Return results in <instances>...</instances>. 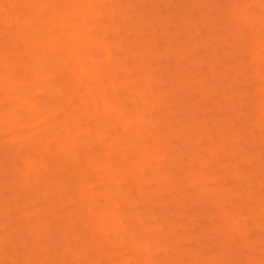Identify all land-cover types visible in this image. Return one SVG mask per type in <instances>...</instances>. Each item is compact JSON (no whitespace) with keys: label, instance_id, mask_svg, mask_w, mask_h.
Listing matches in <instances>:
<instances>
[{"label":"rangeland","instance_id":"374dc122","mask_svg":"<svg viewBox=\"0 0 264 264\" xmlns=\"http://www.w3.org/2000/svg\"><path fill=\"white\" fill-rule=\"evenodd\" d=\"M8 1L0 0L5 3H0V45L4 43L3 49L0 48V184L5 183L0 185V249L5 248L0 250V255L3 251L0 264H15L16 258L19 264H144L153 258L160 260V263L154 260L156 264H227L226 258L235 260L234 264H264V64L260 67L264 63V0H219L220 4L218 0ZM44 4H52L51 9ZM134 4L138 7V10L133 9L135 14ZM217 4L226 10H220ZM207 7L214 8L205 14ZM50 10L56 15L50 14ZM129 11L132 14L127 16L125 13ZM219 11L225 15L216 13ZM146 12L153 16L151 21ZM140 15L147 16L148 22L136 24L137 20V23L142 20L137 17ZM124 16H127L126 21ZM1 18L10 19L1 24ZM29 20L32 26L36 24L37 31L30 27ZM43 23L44 29L40 27ZM79 23L91 27L86 24L87 27H81ZM78 24L81 28H77ZM40 30L42 33L37 35ZM25 38L28 40L24 41ZM211 38H217V42ZM208 39L216 44L207 46ZM100 41L106 45L101 47ZM78 45L84 47V51ZM63 46L70 49L60 51ZM72 48L74 53L78 52L76 56ZM168 48L176 50L173 51L175 57L178 53V58H169ZM38 49H44V54ZM62 51H69L66 54L72 59L65 57ZM47 52L61 53L64 65L69 66L64 67L60 59V63H56L57 56L53 55L52 59ZM187 52L191 57L185 54L187 62L180 61ZM46 55L52 60L45 58ZM38 56L46 60L37 63L36 68L34 63ZM259 59L262 63L258 67ZM5 61L11 65L17 62L15 65L20 67L24 63L28 68L25 71L24 65L11 68L10 64L3 63ZM81 66L83 74L78 71L81 72L78 68ZM39 70L41 73L37 72ZM4 72L7 77L24 76L17 77L21 78L17 86L13 84L18 80L14 76L16 80L9 77L12 83L7 84L9 80L3 79ZM172 72L174 78L170 76ZM77 73L80 75L76 76ZM146 74L152 83L149 84ZM142 77L145 81L139 82ZM30 79L35 82L31 84ZM182 84L189 90L183 92ZM32 85H35L33 90ZM95 87H98V95L92 92ZM47 88L56 94L50 93L53 95L50 98ZM170 88L173 91H169ZM73 91L75 95L71 94ZM23 92H29L26 102L24 96L21 98ZM251 95L259 98L255 97L261 102L258 103L259 109L263 108L261 111L254 110L257 101ZM17 98L31 105L20 104L19 108L15 102L13 108L11 103ZM176 100L180 103V106L176 103L178 108L172 106ZM169 105L175 108H172L175 120L167 123L173 124L172 129L185 124V128L189 125L192 130V122L187 121L194 112L195 129L204 124L203 132L193 129L195 133L190 130L188 134L194 133L197 137L195 148L196 140L190 137L194 140L191 142L193 150H190L189 140L182 136L188 146L181 138L190 127L179 131H184L182 134L171 130L173 134L168 133L170 136L166 137L162 136L166 135L162 128H157L161 134L153 133L167 117L166 112L172 110ZM106 108L112 111L104 112ZM259 114L263 119L260 120ZM146 118L148 120L144 121ZM167 118L169 120V116ZM167 126L166 129L171 127ZM71 141L77 143L76 148ZM80 143L85 145L84 150ZM180 153L184 158L178 155ZM148 156H154L152 163H146L140 174V161L145 158L149 161ZM181 166H186L188 171L184 168L181 173ZM128 167H132L130 172ZM3 168L8 169L7 172ZM137 171L139 174H134ZM159 175L163 180L168 178L163 182L165 185L160 183L163 180H158ZM139 178L144 179V183ZM164 186L170 189L175 186L176 191L163 190ZM214 188L221 189L219 195L212 198L217 192ZM242 188L251 195L247 196ZM202 191H206L203 203L196 201ZM221 197L224 199H220L223 202L218 209L220 203L216 202H220L217 199ZM172 198L173 201H169ZM169 202H173V206ZM175 202L185 207L178 209ZM208 213L214 217L210 219L208 215L210 220L203 221L205 217L201 216ZM220 214H223L222 220L227 216L230 223L228 220L221 223ZM186 215H189L188 220ZM34 233L38 234L36 241ZM18 235L29 237L32 244L28 238L22 237V240ZM18 239L26 242L25 245ZM8 240L13 241L14 246ZM134 243L138 249L132 246ZM66 245L71 247L73 255L76 253L75 257L72 255L74 259L68 252L62 256ZM189 252L195 254L191 255L193 258L190 256L192 260L187 256ZM102 253L108 255L107 261L100 256ZM42 254L45 255L43 261Z\"/></svg>","mask_w":264,"mask_h":264},{"label":"bare ground","instance_id":"6f19581e","mask_svg":"<svg viewBox=\"0 0 264 264\" xmlns=\"http://www.w3.org/2000/svg\"><path fill=\"white\" fill-rule=\"evenodd\" d=\"M3 1L5 2L6 0H3ZM7 1H8V0H7ZM51 1H52V0H49V3H50ZM53 1H54V0H53ZM70 1H71V0H70ZM221 1H222V0H221ZM8 2H9V1H8ZM8 2H7L6 4H8ZM66 2H67V0H66ZM66 2H65V4H66ZM138 2H140V1L138 0ZM143 2H144V1H142V3H143ZM218 2H219V0H218ZM218 2H217V3H218ZM260 2H262V1H260ZM0 3H1V2H0ZM2 3H3V2H2ZM2 3H1V4H2ZM47 3H48V2H47ZM53 3H54V2H53ZM142 3H140V4H142ZM4 4H5V3H3L2 5H4ZM9 4H10V3H9ZM135 4H136V3H135ZM135 4H134L135 7H132V10H133L134 8L138 10V7L136 8V5H135ZM137 4H138V6H140L139 3H137ZM143 4H144V3H143ZM143 4H142V6H143ZM219 4H220V2H219ZM219 4H217V5L220 6V8H219V7H218V8L221 10L223 6H221V5H219ZM44 5H45V7H46V6H49V5H46V4H44ZM51 5H52V4H51ZM51 5H50V6H51ZM53 5H55V3H54ZM263 5H264V4H263ZM263 5H262V7H263ZM50 6H49V7H50ZM229 6L231 7L230 4H229ZM229 6H228V7H229ZM51 7H52V6H51ZM51 7H50V9H51ZM57 8H58V7H57ZM208 8H209V9H208ZM212 8H214V7H207L206 11H208V12H206L205 14H208V13L212 10ZM216 8H217V7H216ZM263 8H264V7H263ZM47 9H48V8H47ZM58 9H59V8H58ZM58 9H57V10H58ZM223 9H225V8H223ZM223 9H222V10H223ZM53 10L56 11L55 8H53ZM53 10H52V11H53ZM132 10H131V11H132ZM216 10H217V9H216ZM225 10H226V9H225ZM52 11L50 10V14H55V15H56V12H60L59 10L56 11V12H54V11L52 12ZM126 11H127V9H126ZM131 11H129V12H131ZM213 11H214V9H213ZM217 11H218V10H217ZM51 12H52V13H51ZM129 12H128V13H125V14H126L127 16H129L130 14H132V12H131V13H129ZM220 12H221V11L216 12V13H218L219 15H221ZM135 13H136V12H135ZM135 13H134V10H133V14H135ZM214 13H215V12H214ZM216 13H215V14H216ZM221 13H222V16H223V14L225 15L224 12H221ZM13 14H14V11H13ZM57 14H58V13H57ZM128 14H129V15H128ZM14 15H15V14H14ZM145 15H148L149 17H147V16H145ZM145 15H144L145 18L142 17V15L137 16L140 20H141V19H142V20L139 21L138 23H137V21H138V20H137V21H136V24H139V23L142 22V21H146V20H147L146 17L148 18V20H150L151 17L153 18V16L151 15V13H150V14H149V13L147 14V12H146ZM150 15H151V16H150ZM209 15H210V14H209ZM219 15H218V16H219ZM10 16H11V15H10ZM10 16H9V17H10ZM21 16H22V15H21ZM21 16H19V17H21ZM23 16H24V15H23ZM127 16H126V17L124 16V17H125V18H124L125 21L127 20V19H126ZM211 16L213 17V15H211ZM7 17H8V16H7ZM15 17H16V16H15ZM17 17H18V16H17ZM19 17H18V18H19ZM137 17H136V19H137ZM140 17H142V18H140ZM12 18H13V17H12ZM122 18H123V16H122ZM128 18L130 19L131 17H128ZM152 18H151V20H152ZM239 18H240V17H239ZM1 19H2V18H1ZM5 19H7V18H3V19H2L1 24H3V20H5ZM9 19H10V18H9ZM9 19H7L6 21L8 22ZM32 19H34L33 21H35V19H37V18H31V20H32ZM124 19H122V20H124ZM131 19H133V18H131ZM208 19H212V18L209 17ZM243 19H244V18L241 17V20H242V21H244ZM249 19H250V18H249ZM249 19H248V20H249ZM122 20H121V21H122ZM151 20H150V21H151ZM11 21H12V19L10 20V22H11ZM17 21H18V20H17ZM210 21H211V20H210ZM250 21H253V20H250ZM4 22H5V21H4ZM46 22H47V21H44V23L47 25ZM146 22H148V21H146ZM211 22H212V21H211ZM248 22H249V21H248ZM27 23H28V22H27ZM29 23H30V20H29ZM44 23H43L42 26L40 25V27H43L42 29H44V26H45ZM32 24H33V23H32ZM79 24H80L81 27H84L85 24L87 25V23H85V24H84V23H79ZM79 24H78V27H77V28L80 27ZM81 24H83V26H82ZM230 24H231V23H230ZM4 25H6V24H4ZM4 25H3V27H4ZM10 25H11V24H10ZM10 25L8 24V26H10ZM25 25L29 27V26L31 25V23H30V25H29V24H25ZM25 25H24V26H25ZM66 25L68 26V24H66ZM66 25H64V26H66ZM209 25H210V23H209ZM213 25H215V24H213ZM220 25H222V23H221ZM231 25H232V24H231ZM231 25H230L229 27H232ZM12 26H13V25H12ZM12 26H11V27H12ZM67 26H66V27H67ZM87 26H88V25H87ZM87 26H85V27H87ZM211 26H212V25H211ZM226 26H227V30H228V25L226 24ZM226 26H225V28H226ZM6 27H7V26H6ZM30 27H31V28H34V27L36 28V24H35V26H34V25H33V26L31 25ZM45 27H46V26H45ZM81 27H80V28H81ZM88 27L90 28L91 26H88ZM206 27L208 28V25H207ZM213 27H214V26H213ZM1 28H2V27H1ZM35 28H34V29H35ZM38 28H39V26H38ZM211 28H212V27H211ZM211 28H210V29H211ZM12 29H13V28H12ZM29 29H30V28H29ZM29 29H27V30H29ZM36 29H37V28H36ZM36 29H35V30H36ZM42 29H41V30H42ZM35 30H34V31H35ZM41 30H40V32H37L38 34H37L36 32H34V31H33V32L36 33L37 35H39V34H41L42 31H43V30H42V31H41ZM30 31H31V30H30ZM36 31H37V30H36ZM263 31H264V30H263ZM90 32H91V31H90ZM14 34H17V33H15V31H14ZM72 34H73V33H72ZM72 34H71V35H72ZM77 34H78V33H77ZM116 34H117V33H116ZM118 34H120V32H119ZM18 35H19V34H18ZM260 35H261V34H260ZM40 36H41V35H40ZM13 37H14V36H13ZM41 37H42V36H41ZM43 37H44V36H43ZM43 37H42V38H43ZM42 38H40V39H42ZM44 38H45V37H44ZM16 39H17V37H16ZM19 39H20V38H19ZM26 39L28 40V38H25L24 41H25ZM212 39H213V38H211V40H212ZM216 39H217V38H216ZM216 39H215V40L213 39V40H214L215 42H217ZM233 39H234V38H233ZM233 39H232V40H233ZM27 40H26V41H27ZM46 40H47V39H46ZM46 40H45V41H46ZM209 40H210V39H208V42H212V43H208V42H207V44H208L207 46H209V45L212 46L211 44H214L215 42H213V41H211V40L209 41ZM218 40H220V39L218 38ZM235 40H236V39H235ZM18 41H19V40H18ZM18 41H17V42H18ZM17 42H16V43H17ZM46 42H47V41H46ZM100 42H101V41H100ZM100 42H99V43H100ZM111 42H112V40H111ZM114 42H115V40H114ZM218 43H219V42H218ZM2 44H4V43L2 42ZM2 44L0 45V48H1ZM79 44H80V43H79ZM109 44H110V43H109ZM215 44H216V43H215ZM215 44H214V45H215ZM221 44H222V41H221ZM17 45H18V44H17ZM47 45H48V43H47ZM60 45H61V44H60ZM60 45H59V46H60ZM74 45H75V44H74ZM102 45H104V44L101 42V45H100V46L102 47ZM105 45H106V44H105ZM105 45H104V46H105ZM15 46H16V45H15ZM27 46H28V45H27ZM41 46L43 47V45H41ZM45 46H46V44H45ZM57 46H58V45H57ZM78 46H81V45H78ZM218 46L220 47L221 45L218 44ZM39 47H40V46H39ZM42 47H40V48H42ZM46 47H47V46H46ZM76 47H77V46H76ZM212 47H213V46H212ZM15 48L17 49L18 47H15ZM62 48H65V47L63 46V47H61V49L59 48L60 51L62 50ZM66 48H68V47H66ZM66 48H65V49H66ZM81 48H82V46H81ZM137 48H138V47H137ZM149 48H150V47H149ZM149 48H148V49H149ZM246 48L248 49V47H246ZM251 48H252V47H251ZM1 49H3V48H1ZM7 49H8V47H7ZM55 49H57V48L55 47ZM69 49H70V48H68V50H69ZM72 49H73V48H72ZM74 49L76 50L75 47H74ZM74 49L71 50V51H73V54L76 53V54H75V56H76V55L78 54V52H75V53H74V51H75ZM82 49H83V51H84V47H83ZM168 49H169V48H168ZM170 49H171V48H170ZM170 49H169V50H170ZM4 50H5V52H7V51H6V48H5ZM38 50H41V51H42V50H44V49H38ZM79 50H80V49H79ZM140 50H143V49H136V51H139V52H140ZM149 50H150V49H149ZM169 50H168V51H169ZM173 50H174V49H173ZM173 50H170L171 53H169V56H168V57H169V58H172V59H173V57H174V58H178V53H177V57H175V56H176V55H175V54H176V53H175L176 50H174L175 52H174ZM249 50H251V49H249ZM1 51H2V50H0V52H1ZM17 51H18V50H17ZM41 51H40V52H41ZM50 51H51V50H50ZM53 51L55 52V50H53ZM56 51H57V50H56ZM66 52H67V54H68L69 51H66ZM66 52L63 53V51H62V54H66ZM149 52H151V51H149ZM1 53H2V52H1ZM1 53H0V54H1ZM47 53H48V52H47ZM50 53H51V55H50L51 57H52L53 55H55V56L58 57V59H57V57L53 56V57L56 58V60H58V61H56V63H57V62L60 63V60H61V61H63V63H62V62H61V63L64 65V60H65V58H64V59H63L62 57H61L62 59L60 58V54H61L60 52H58V54L60 53L59 55H56L57 52H56V53L49 52L48 55H49ZM71 53H72V52H71ZM117 53H118V52H117ZM172 53H174V54L171 55ZM188 53H189V52L184 53L182 56H184L185 54H188ZM247 53H248V52H247ZM5 54H7V53H5ZM42 54H44L43 51H42ZM62 54H61V55H62ZM67 54H66L65 57H68ZM237 54H238V52H237ZM40 55H41V54H40ZM40 55H39V56H40ZM48 55H46L45 58H50V59H51V57L48 56ZM14 56H15V55H14ZM39 56H38V59H40V60L37 59V60H35L36 63H34V66L36 65V68H38V67H37L38 64H41V62L43 63L42 60H46V59H44V57H43V58H39ZM41 56H43V55H41ZM47 56H48V57H47ZM69 56H71V55L69 54ZM170 56H171V57H170ZM36 57H37V56H36ZM36 57H35V58H36ZM53 57H52V59H53ZM63 57H64V56H63ZM188 57L190 58L191 56L188 54ZM215 57H216V56H215ZM35 58H34V59H35ZM55 58H54V59H55ZM68 58H69V59H70V58L72 59V56H71V57H68ZM68 58H67V59H68ZM186 58H187V55L184 56L183 58H180L181 60H180V59H179V60H180V61H183V59H185V62H187V59H186ZM189 58H188V59H189ZM235 58H236V57H235ZM50 59H49V61H50ZM52 59H51V60H52ZM59 59H60V60H59ZM67 59H66V60H67ZM71 59H70V60H71ZM192 59L195 60L194 58H192ZM192 59H191V61H193ZM4 60H5V59H4ZM4 60H3V61H4ZM189 60H190V59H189ZM0 61H1V59H0ZM22 61H23V60H22ZM33 61H34V60H33ZM33 61H32V62H33ZM39 61H40V63H39ZM49 61H47V62H49ZM191 61H190V62H191ZM256 61H258V60H256ZM70 62H71V61H70ZM188 62H189V61H188ZM193 62H194V61H193ZM263 62H264V60H263ZM3 63H7V64H8V62H6V61L3 62ZM11 63H15V62L12 61ZM16 63H17V62H16ZM16 63H15V64H16ZM20 63H21V62H20ZM20 63H19V64H20ZM37 63H38V64H37ZM44 63H45V61H44ZM68 63H69V61H68ZM180 63H181V62H180ZM261 63H262V59H261V62H260V59H259V62H257L256 64H257V66L259 67V65H260ZM7 64H6V65H7ZM9 64H10V63H9ZM9 64H8L7 66H9ZM15 64H14V65H15ZM17 64H18V63H17ZM21 64L24 65V63H21ZM21 64H20V65H21ZM45 64H46V63H45ZM53 64H54V63H53ZM69 64H71V63H69ZM182 64H183V62H182ZM239 64H240V63H239ZM258 64H259V65H258ZM263 64H264V63H262V64L260 65V67H261ZM3 65H4V64H3ZM14 65H11V64H10V67H11V66H12L13 68H14L15 66H16L17 68L20 67V66H18V65H15V66H14ZM22 65H21V67H22ZM65 65H68V64H65ZM65 65H64V67H65ZM78 65H79V64H78ZM237 65H238V64H237ZM27 66H28V65H27ZM27 66L24 65V68H22V69H24V71H25V70L28 68ZM31 66H32V65H31ZM34 66H33V67H34ZM55 66H56V65H55ZM58 66H59V65H58ZM60 66H61V65H60ZM68 66H69V65H68ZM79 66H80V65H79ZM183 66H185V64H184ZM245 66H246V64H244V66H242L241 68L243 69V67H245ZM10 67H9V70L11 71ZM12 67H11V68H12ZM16 67H15V68H16ZM21 67H20V68H21ZM25 67H26V68H25ZM29 67H30V65H29ZM75 67L77 68V66H75ZM238 67H239V65L236 66V68H238ZM2 68H3V70H4L5 66H2ZM30 68H31V67H30ZM78 68L81 69L82 66H81V67H78ZM185 68H186V67H185ZM232 68L234 69V67H232ZM241 68H239V69H241ZM7 69H8V67H7ZM7 69H6L5 71H7ZM22 69H20V70H22ZM82 69H83V68H82ZM82 69H81V72H82ZM168 69H169V70H168ZM168 69H167V70L170 71V68H168ZM172 69H174V68H172ZM172 69H171V71H172ZM17 70H18V69H17ZM34 70H37V69H35V67H34ZM76 70H77V69H76ZM76 70H75V73H76ZM226 70H227V71H225V72H228V69H226ZM236 70H238V69H236ZM236 70H233V71L236 72ZM12 71H13V70H12ZM22 71H23V70H22ZM24 71H23V72H24ZM78 71H79L80 74H83V73H84V72L81 73L80 70H78ZM84 71H85V70H84ZM231 71H232V69H231ZM239 71H241V70H239ZM242 71H243V70H242ZM13 72H14V71H13ZM13 72H11V73H13ZM28 72H29V71H28ZM33 72H35V71H33ZM33 72H32V73H33ZM37 72H40V70L37 71ZM148 72L150 73V71H148ZM148 72H146V73L149 74ZM175 72L177 73L178 71L176 70ZM234 72H233V73H234ZM245 72H246V71H245ZM5 73H7V72H4V74H5ZM9 73H10V72H9ZM9 73H8V75H9ZM11 73H10V74H11ZM14 73H15V72H14ZM25 73H26V72H25ZM25 73H24V74H25ZM40 73H41V72H40ZM40 73H39V74H40ZM79 73H77V74H75V75L77 76ZM168 73H170V72H168ZM172 73H173V76H172V75H170V76H171L172 78H174V77H175V76H174V72H172ZM172 73H171V74H172ZM26 74H29V73H26ZM26 74H25V75H26ZM80 74H79V75H80ZM147 74H146V78H147ZM5 75H6V77H3V79H4V78H8V80H9V81H7L8 83H7L6 81H5V82H6L7 84H9V83L11 82V80L9 79L10 76L7 77V74H5ZM5 75H4V76H5ZM15 75H16V74H15ZM15 75L12 74V76H11L10 78L14 79V78H17V77L19 76L18 74H17L18 76H15ZM31 75H32V74H31ZM35 75H38V73H36ZM35 75L33 74L34 77H36ZM175 75H176V74H175ZM13 76H14V78H13ZM23 76H24V75H23ZM23 76H19V77H23ZM81 76H82V75H81ZM25 77H26V76H25ZM37 77L39 78V75H38ZM37 77H36V78H37ZM171 77H170V78H171ZM75 78H76V77L74 76V81H75ZM142 78H143V77H142ZM17 79H18V78H17ZM33 79H34V78H33ZM143 79H144V78H143ZM143 79H140L141 81L139 80V82L145 81V79H144V80H143ZM147 79H148V78H147ZM147 79H146V80H147ZM220 79H221V78H220ZM15 80H16V79H14V81H15ZM20 80H21V78H20ZM20 80L18 79L17 81L13 82V84L17 85L16 83L20 82ZM37 80H38V79H37ZM71 80H73V79H71ZM71 80L68 79V81H71ZM86 80H87V79H86ZM148 80H149V79H148ZM28 81H31V82H30L31 84H32V82H35V80H32V79H30V80H28ZM118 81H119V80H118ZM136 81H138V80H136ZM65 82H66V80H65ZM139 82H138V83H139ZM146 82H147V81H146ZM11 83H12V82H11ZM30 83H28L27 85H29ZM67 83H68V82H67ZM74 83H76V82H74ZM150 83H152V82L149 80V84H150ZM184 83L187 84L186 82H183V84H184ZM4 84H5V83H4ZM68 84H69V83H68ZM71 84H72V82H71ZM93 84H94V83H93ZM183 84H182V87H180V88H182V90H183V92H184V89H187V88H184V86H186V85L184 84V86H183ZM214 84L216 85V83H214ZM214 84H213V85H214ZM5 85H6V84H5ZM35 85H36V84H35ZM35 85H34V86L32 85L33 87H32V88L30 87V88L33 90V88L35 87ZM53 85H54V84H53ZM113 85H114V84H113ZM213 85H212V86H213ZM215 85H214V87H217V85H216V86H215ZM17 86H18V85H17ZM29 86H31V85H29ZM29 86H28V87H29ZM47 86H48V85H47ZM54 86H55V85H54ZM73 86H74V85H72L71 88H73ZM93 86H96V85H93ZM114 86H115V85H114ZM5 87H7V86H5ZM61 87H62V86H61ZM187 87H188V86H187ZM49 88H50V86H49ZM49 88H47V91H48V92L46 91L47 93H49V97H50L51 94H56L54 91H52V90L54 89L53 87H52L53 89H52L51 91H50L51 88H50V89H49ZM71 88H70V89H71ZM31 89H29V90H31ZM48 89H49V90H48ZM77 89H78V86H77V88H76L75 91H77ZM97 89H98V87H95V88H94V91H92L95 95L97 94V93H96V92H97V91H96ZM173 89H174V88H173ZM71 90H72V89H71ZM187 90H189V89H187ZM75 91H73L71 94L75 95V94H76ZM169 91H173L172 88H170ZM138 92H139V91H138ZM258 92H259V91H258ZM24 93L26 94V92H23V93L21 94V98L24 96L23 98H24V101H25L26 98H27V96L29 95V94H28L29 92L26 94V96H25ZM50 93H51V94H50ZM93 93H91V95H92ZM164 93H165V91H164ZM23 94H24V95H23ZM99 94H100V93H99ZM91 95H90V96H91ZM95 95H93L92 97H94ZM97 95H98V94H97ZM256 95H257V94H256ZM51 96L53 97V95H51ZM54 96H56V95H54ZM162 96H163V95H162ZM249 96H250V95H249ZM25 97H26V98H25ZM66 97H67V96H66ZM251 97L254 98L253 100H256V99H255V97H256L255 95H251ZM7 98H8V97H7ZM19 98H20V94H19ZM50 98H51V97H50ZM55 98H56V97H55ZM249 98H250V97H249ZM256 98H258V97H256ZM5 99H6V98H5ZM5 99H3V101H4ZM65 99H67V98H65ZM73 99H74V98H73ZM250 99H251V98H250ZM18 100H19V101H18ZM20 100H21V99H18V98H17V99L14 100V102L11 103L12 106H13V108L15 107V104H14L15 102H17L16 105L18 104V106H19V108H20V106L23 104V100H21V101H20ZM253 100H251V101H253ZM258 100H259V98H258ZM258 100H256L257 103H254V104L257 105V106H255V105L253 106V107L255 108L254 110H256V108H257V111H259L260 109H263V108H261V106H260V109H259V105H260L261 102L259 103ZM3 101H2V102H3ZM68 101H70V99H69ZM176 101H177V100H176ZM256 101H253V102H256ZM4 102H5V101H4ZM25 102H26V101H25ZM25 102H24V104L22 105L23 107H25L24 105H28V106L31 105L30 103L27 104L28 102L25 104ZM173 102H174V101H173ZM65 103H67V101H65ZM176 103L178 104V106H180L179 101L174 102V103H173L174 105H172V106L175 107V108H176V107L178 108V106H176V105H177ZM199 103H200V102H199ZM258 103H259V105H258ZM20 104H21V105H20ZM252 104H253V103H252ZM9 106H11V105H9ZM12 106H11V107H12ZM18 106H16V108H17ZM28 106H27V107H28ZM111 106H112V105H111ZM173 107H172V108H173ZM9 108H10V107H9ZM16 108H15V109H16ZM107 108H108V107H107ZM107 108H106V109H107ZM168 108H171V106L169 105ZM172 108H171V109H172ZM175 108H173V109H175ZM17 109H18V108H17ZM110 109H111V108L107 109V110H109V111L104 110V112L110 113V112L112 111V110H110ZM173 109H172L171 111H169V110H170V109H169V110L166 112L167 114H166L165 116H167V117L169 116V120H168L167 117H165V118H167V120L164 118V120H165L166 122L164 123V120H163V122H162L161 124H159L160 126H161V125H164V127H159V125H158V127H155V128H154V129H156V132H155V130H154L153 133H160L161 131H163V132L166 133V135H165L164 133H162V134H164V135H162V136H165V137H166L167 135H169L168 133L171 134V130H172V131L174 130V131H173L174 133L177 132V133L182 134V133H183L188 127H190L189 125H188V126L186 125L187 128H185V124H184V125H183L184 127L181 125V127L178 128L179 130H178V129L175 130L177 127H175L174 129H172L173 124H167L168 121H169V123H170V121H171V123L173 122V120H171V119H174V116H175V114H174V115L172 114V113H173V112H172ZM219 109H220V108H219ZM9 110H11V109H9ZM84 111H86V110H84ZM219 111H220V110H219ZM223 111H224V109H223ZM260 111H261V110H260ZM193 112H194V111H193ZM168 113L172 114L173 117H172L170 114H168ZM3 114H4V113H2L1 115L3 116ZM82 114H83V112H82ZM129 114H130V112H129ZM129 114H127V116H130ZM189 114H190V113H189ZM263 114H264V113H263ZM192 115H193V117H195L194 115H196V113L194 112ZM257 116H260V120L263 119V118H261V115H260V114L257 115ZM7 117H10V114H8ZM187 117H188V114H187ZM187 117H186V118H187ZM193 117H192V118L188 117V118H190L192 121H191L190 119L187 118V119H188L187 123L189 122V124H191L190 122H192V127H193L192 130L195 129V127L197 126V125H196L197 123L194 121ZM1 118H2V117H1ZM129 118H131V116H130ZM258 118H259V117H258ZM7 119H8V118H7ZM9 119H10V118H9ZM9 119H8V120H9ZM147 120H148L147 118L144 119V121H147ZM174 120H175V119H174ZM185 120H186V119H185ZM195 120L197 121V119H195ZM258 120H259V119H258ZM184 122H185V121H184ZM193 122H194V123H193ZM153 123H154V122H153ZM163 123H164V124H163ZM59 124H61V123H59ZM65 124H66V123H65ZM154 124H155V123H154ZM165 124L169 125V127L171 126V127H170L171 129L168 128V129H169V132H168V129H166V126H167V125H165ZM175 124H176V123H175ZM198 124H199V123H198ZM217 124L220 125L221 123L219 124V122H218ZM67 125H68V124H66L65 128L67 127ZM155 125H156V124H155ZM155 125H154V126H155ZM193 125H194V126H193ZM199 125H200V124H199ZM224 125H226V124H223V126H224ZM62 126H63V125H62ZM200 126H201L202 128L197 127L198 130L195 129L197 132H198V131H201L202 129H204V128H203L204 124H202V125H200ZM63 127H64V126H63ZM167 127H168V126H167ZM220 127H221V126H220ZM224 127H226V126H224ZM47 128H48V127H47ZM51 128H52V127H51ZM157 128H158V129L162 128V130H161V131L159 130V132H158V129H157ZM183 128H185V129H183ZM222 128H223V127H222ZM222 128H221V129H222ZM163 129H164V130H163ZM182 129H183L184 131H183V132H179V131H182ZM52 130H53V128H52ZM67 130H68V129H67ZM190 130H191V127L189 128V130H188V129L186 130L187 132L185 131V132L183 133V135H181V138H182V136H184L183 138H185V139L187 138L186 140H187V141L189 140L188 142L190 143V147H191L190 150H193V147L195 148V147L198 145V143H195V142H197V139H196L197 137H196L195 134H194V133H195V130H193V131L191 130L192 132H194V133H191L192 136H191V135H188V134L191 132ZM46 131H47V129H46ZM138 131H139V130H138ZM166 131H167V132H166ZM139 132H140V131H139ZM173 132H172V134H173ZM201 132H203V131H201ZM43 133H44V132H43ZM199 133H200V132H199ZM220 133H221V130H220ZM49 134H50V133H49ZM160 134H161V133H160ZM172 134H171V135H172ZM193 134H194V135H193ZM263 134H264V133H263ZM43 135H44V134H43ZM259 135H260V134H259ZM40 136H41V135H40ZM44 136H46V135H44ZM53 136H54V135H53ZM169 136H170V135H169ZM186 136H189V137H186ZM193 136H194V137H193ZM204 136H205V135H204ZM263 136H264V135H263ZM263 136H262V137H263ZM48 137H49V136H48ZM48 137H47V138H48ZM73 137H74V136H73ZM190 137H191L192 139L195 138L194 140H196V141L193 140L194 143H195V144L193 143V145H195V146H193V147H192V143H191V142H193V141H191L192 139L190 140ZM211 137H212V136H211ZM245 137H246V136H245ZM256 137H257V136H256ZM256 137H255V138H256ZM260 137H261V136H260ZM40 138H42V136H41ZM52 138H53V137H52ZM122 138H123V137H122ZM183 138H182V141L185 142V144H187V141H186L185 139H183ZM188 138H189V139H188ZM202 138H204V137H202ZM255 138H253V140H254ZM42 139H43V138H42ZM42 139H41V140H42ZM163 139H164V138H163ZM220 139H221V138H220ZM242 139H243V138H242ZM256 139H258V138H256ZM120 140H121V139H120ZM124 140H125V139H124ZM210 140H212V139H210ZM221 140H222V139H221ZM235 140H236V139H235ZM263 140H264V139H263ZM263 140H262V141H263ZM74 141H75V140H74ZM74 141H73V142H74ZM121 141H122V140H121ZM199 141H200V140H199ZM219 141H220V140H219ZM243 141H244V140H243ZM255 141H256V140H255ZM260 141H261V140H259V142H260ZM73 142L71 141V145H72V147H74L75 145H76V147H77V143H73ZM220 142H223V141H220ZM249 142H250V141H249ZM253 142H254V141H253ZM72 143H73L74 145H73ZM189 143L187 144L188 146H189ZM235 143H236V142H235ZM250 143H251V142H250ZM255 143H257V142H254L253 144H255ZM38 144H39V143H38ZM182 144H183V143H182ZM199 144H200V143H199ZM251 144H252V143H251ZM78 145H79L80 147H82L83 150H84L85 145H83V143H82V144L80 143V144H78ZM242 145H243V144H242ZM245 145H246V144H245ZM19 146H20V145H19ZM79 146H78V147H79ZM211 146H212V145H211V143H210V147H211ZM248 146H249V145H248ZM65 147H67V146H65ZM68 147H69V146H68ZM72 147L70 148L71 150L73 149ZM76 147H74V148H76ZM215 147H216V146H215ZM222 147H223V145L221 146V148H222ZM221 148H220V149H221ZM68 150H69V148H68ZM190 150H189V148H188V151H190ZM72 151H76V149H74V150H72ZM67 152H68V151H67ZM78 152H79V151H78ZM180 152H181V151H180ZM211 152H212V151H211ZM213 152H214V151H213ZM227 152H228V151H227ZM71 153H72V152H71ZM221 153H222V152H221ZM73 154H74V153H73ZM181 154H182V153H180V154H178V155H180V156L183 157V156H184V155H183L184 152H183L182 155H181ZM212 154H213V153H212ZM223 154L225 155L226 153L223 152ZM223 154H222V155H223ZM188 155H189V154H188ZM229 155H230V154H229ZM149 156H150V155H149ZM149 156L147 157L148 159L150 158L149 161H148L146 158H145L146 160L143 159V161H140V162H141V165H142V167H143V168H142V167L140 168V169H141V170H140L141 172H140V171H137V172H134V174H137V173L139 174V172H140V174H142V173L144 172V170H142V169L145 168L144 166H146V165H147L148 163H150V162L152 163V158H153L154 156H153L152 158L149 157ZM226 156H228V155L226 154ZM248 156H249V155H248ZM185 157H186V155H185ZM180 158H181V157H180ZM180 158H178V159H180ZM183 158H184V157H183ZM183 158H182V159H183ZM189 158H190V157H189ZM191 158H192V157H191ZM228 158H229V156H228ZM257 158H258V156H257ZM257 158H256V160H257ZM182 159H180V160H182ZM186 159H187V158H186ZM250 159H251V158H250ZM259 159H261V158H259ZM141 160H142V159H141ZM183 160H184V159H183ZM183 160H182V161H183ZM229 160H230V159H229ZM231 160H232V159H231ZM231 160H230V161H231ZM254 160H255V159H254ZM256 160H255V162H256ZM258 161H259V160H258ZM143 162H145V163H143ZM142 163H143V164H142ZM146 163H147V164H146ZM151 163H150V164H151ZM163 164H164V163H163ZM186 165H188V164H186ZM4 166H6V165H4ZM4 166H2V167H4ZM139 167H140V166H139ZM160 167H161V166H160ZM181 167L183 168V170H182V168H181L182 171H181V170H179V171H181V173H183V172H184V168L186 169V166H185V167H184V166H181ZM6 168H7V167H6ZM6 168H5V169L3 168V170H6ZM107 168H108V167H107ZM107 168L104 169V171L107 170ZM158 168H159V166H158ZM187 168L190 169L189 166H188ZM121 169H122V168H120V170H121ZM125 169H126V167H125ZM125 169L123 170L124 173H125V171H127V169H126V170H125ZM134 169H135V168H134ZM161 169H163V168H160V170H161ZM3 170H2V171H3ZM7 170H8V169H7ZM7 170H6V172H7ZM131 170H132V167H128V172H130ZM123 171H119V172L122 173ZM156 171L158 172V170H156ZM186 171H188V170L186 169ZM106 172H107V171H106ZM177 172H178V171H177ZM257 172H258V171H257ZM259 172H260V171H259ZM104 173H105V172H104ZM121 173H119V174H121ZM124 173H122L121 175H123ZM155 173H156V172H155ZM262 173L264 174V171H263ZM187 174H189V172H187ZM84 175H85V174H83V176H84ZM79 176H80V175H79ZM86 176H87V174H86ZM135 176H136V175H135ZM139 176H140V175H139ZM157 176H158V175H157ZM159 176H160V175H159ZM162 176H163V175H162ZM165 176H166V175H165ZM165 176H163V177H165ZM190 176H191V175H190ZM190 176H188V177H190ZM77 177H78V176H77ZM136 177H137V176H136ZM186 177H187V176H186ZM157 178H158V177H157ZM192 178H193V177H192ZM261 178H262V177H261ZM36 179H37V178H35V180H36ZM135 179H136V178H135ZM139 179H140V178H139ZM159 179H160V181L163 180V178H161V176L158 178V180H159ZM165 179H168V178H165ZM165 179H164L162 182H160V183H163V182L165 183ZM189 179H191V178H189ZM63 180H64V179H63ZM63 180H62V181H63ZM142 180H144V179H142ZM142 180L140 179V181H141L142 183H144ZM263 180H264V179H263ZM36 181H37V180H36ZM135 181H136V180H135ZM146 181H147V180H146ZM167 181H168V180H166V182H167ZM35 183H36V182H35ZM74 183H75V182H74ZM145 183H146V182H145ZM164 183H163V184H164ZM205 183H206V182H204V184H205ZM4 184H5V183H3L2 185H4ZM0 185H1V184H0ZM2 185H1V186H2ZM76 185H77V184H76ZM164 185H165V184H164ZM175 185H177V184H175ZM205 185H206V184H205ZM205 185H204V186H205ZM1 186H0V187H1ZM168 186H169V185H168ZM168 186H167V187L164 186V189H163V188H162V189L165 190V188H167L166 191H170V190L173 188V187H171V189H170V187L168 188ZM207 187H208V185H206V188H207ZM245 187H246V186H245ZM174 188H175V186H174ZM174 188H173V190L176 191V188H175V189H174ZM162 189H161V190H162ZM169 189H170V190H169ZM214 189H216V188H214ZM220 189H221V188H220ZM220 189L217 188V189L215 190V191H217V192H215L216 194H214L212 198H215L214 196H218V195H219L218 190H220ZM242 189H243V188H242ZM161 190H160V192H161ZM163 190H162V191H163ZM208 190H209V189H208ZM208 190H207V191H208ZM210 190L212 191V189H210ZM243 190H244V189H243ZM245 191H247V193H248V190H247V189H245L244 192H245ZM25 192H26V191H25ZM163 192H164V191H163ZM205 192H206V191H205ZM205 192L202 191V194H201V195L199 194L200 196H199V195L197 196V197H199V198H201V199L195 197V199H196V198L199 199V200L196 199V201H198V202L201 201V203H203V201H204V197L206 196V195L204 196V193H205ZM212 192H213V191H212ZM161 193H162V192H161ZM168 193H169V192H168ZM172 193H174V192H171V195H173ZM164 194H165V192H164ZM164 194H163V195H164ZM206 194H207V193H206ZM221 194H222V191H221ZM244 194H245V193H244ZM167 195H168V194H167ZM189 195H190V194H189ZM189 195H188V197H189ZM246 195L248 196V195H251V194L248 193V194H246ZM26 196H27V194H26ZM34 196H35V195H34ZM165 196H166V194H165ZM203 196H204V197H203ZM137 197H138V196H137ZM137 197H136V198H137ZM161 197H162V196H161ZM173 197H174V196H173ZM210 197H211V196H210ZM15 198H16V197H15ZM139 198H140V197H139ZM217 198H218V197H217ZM90 199H91V198H90ZM173 199H174V198L170 199L169 201H173ZM205 199H206V198H205ZM209 199H210V198H209ZM220 199H224V198L221 197V198L217 199V201H219ZM14 200H15V199H14ZM17 200H18V199H17ZM191 200H192V199H191ZM193 200H194V198H193ZM91 201H92V200H91ZM136 201H137V200H136ZM164 201H165V200H164ZM167 201H168V200H167ZM174 201H176V200H174ZM194 201H195V200H194ZM59 202H60V201H59ZM83 202H84V201H83ZM88 202H90V200H89ZM176 202H177V201H176ZM176 202H175V206L177 205V208H178V209H179V208L183 209L182 207H185L184 204H182L183 206H181L180 203L176 204ZM222 202H223V201H221V200H220V202H216V203H218V204L220 203V204H219V207L217 206L216 203H215L216 205L214 204V206H216V208L218 207V209H219V208L221 207ZM63 203H64V202H63ZM63 203H61V204H63ZM65 203H66V202H65ZM167 203H168V202H167ZM169 203H171V205L173 206V202H169ZM206 203H208V199H207ZM206 203H205V204H206ZM209 203H210V202H209ZM59 204H60V203H59ZM87 204H88V203H87ZM90 204H91V203H90ZM179 204H180V205H179ZM20 205H21V204H20ZM187 205H189V204H187ZM201 205H202V204H201ZM62 206L64 207V204H63ZM62 206H61V207H62ZM85 206H86V205H85ZM90 206H92V205H90ZM169 206H170V205H169ZM7 207H8V206H7ZM18 207H19V206H18ZM63 207H62V208H63ZM191 207H192V206H191ZM88 208H89V207H88ZM5 209H6V208H5ZM18 209H19V208H18ZM52 209H53V208H52ZM89 209H90V208H89ZM89 209H88V211H89ZM91 209H92V208H91ZM7 210H8V209H7ZM7 210H6V211H7ZM10 210H11V209H10ZM12 210H13V209H12ZM55 210H56V209H55ZM63 210H64V209H63ZM221 210H222V209H221ZM221 210H220V211H221ZM3 211H4V210H3ZM6 211H5V212H6ZM15 211L17 212V210H15ZM15 211H14V212H15ZM23 211H24V210H23ZM90 211H91V210H90ZM115 211H116V209H115ZM5 212H4V213H5ZM8 212H9V211H8ZM8 212H7V213H8ZM203 212H204V211H203ZM221 212H222V211H221ZM54 213H55V212H54ZM62 213H63V212H62ZM183 213H184V212H183ZM219 213H220V212H219ZM219 213H218V215H219ZM201 214H202V213H200V215H201ZM7 215H9V213H8ZM21 215H23V214H21ZM58 215H59V214H58ZM200 215H199V216H200ZM206 215H207V216H206ZM208 215H209V213H208V214H204V215L201 216L202 218L205 217V219L203 218V221H205V220L208 218ZM222 215H223V214H222ZM222 215L220 214V216H221L220 219L218 218L219 216L217 217L219 220H221V221H220L221 223H222V222H225V221L228 220V219L225 218V217H227V216H223V217L225 218V220H224V218H223V220H222V219H221V218H222ZM54 216H55V215H54ZM186 216H187V215H186ZM188 216H189V215H188ZM188 216H187V219H186V220H188ZM209 217H210V219H211V218L214 217V215L212 214V217L209 215ZM227 218H228V217H227ZM210 219L208 218L207 220H210ZM189 220H190V219H189ZM213 221H214V220H213ZM229 221H230V220H228V223H230ZM9 224H10V223H9ZM71 224H72V223H71ZM171 225H173V224H171ZM9 226H10V225H9ZM12 226H13V225H11L10 228H11ZM70 226H71V225H70ZM18 227H19V229L22 228V227H20V226H18ZM24 227H25V226H24ZM64 228H65V227H64ZM67 228H68V227H67ZM161 228H162V227H161ZM161 228H160V229H161ZM170 228H171V227H170ZM172 228H173V226H172ZM16 229H17V228H16ZM65 229H66V228H65ZM131 229H132V227L130 228V230H131ZM55 230H56V229H55ZM158 230H159V229H158ZM207 230H208V229L206 228L205 231H207ZM18 231H19V230H18ZM38 231H39V230H38ZM141 231H142V230H141ZM160 231H161V230H160ZM14 232H15V231H12V235L15 234ZM133 232H134V231H133ZM216 232H217V228H216ZM13 233H14V234H13ZM16 233L18 234V232H16ZM35 233H37V232H35ZM35 233H34V237H35V241H36V235H38V234H35ZM59 233H60V232H59ZM200 233H201V232H200ZM202 233L204 234L203 231H202ZM205 233H206V232H205ZM125 234H126V233H125ZM125 234H124V235H125ZM131 234L134 235L133 233H131ZM135 234H136V233H135ZM64 235H65V234H64ZM64 235H63V236H64ZM126 235H127V234H126ZM132 235H131V236H132ZM10 236H11V234H10ZM18 236L20 237L21 235H18ZM29 236H30V235H29ZM201 236H203V237L205 238L204 235H201ZM201 236H199V237H201ZM206 236H207V233H206ZM16 237H17V235H16ZM22 237H24V238L26 237V238L29 239V237H27V236H21V238H22ZM128 237H129V236H128ZM147 237H148V236H147ZM8 238L10 239V237H8ZM11 238H12V237H11ZM14 238H15V237H14ZM61 238H62V237H61ZM151 238H152V237H151ZM204 238H202V239H204ZM2 239H3V238H2ZM6 239H7V236L5 237V240H6ZM127 239H130V238H127ZM132 239H133V237H132ZM3 240H4V239H3ZM3 240H1V241L3 242ZM22 240H23V238H22ZM76 240H77V239H76ZM97 240H98V239H97ZM150 240H151V239H150ZM150 240H149V241H150ZM18 241L20 242V244L23 242V241L21 242V240H19V239H18ZM29 241H30V239H29ZM31 241H33V240H31ZM31 241L29 242L30 244H32ZM54 241H55V240H54ZM61 241H64V240L61 239ZM61 241H60V242H61ZM65 241H66V239H65ZM65 241H64V242H65ZM135 241H136V239H135ZM5 242H6V241H5ZM5 242L3 243L4 245H5ZM7 242L11 243V245L14 246V242H13V241L10 242V241L8 240ZM7 242H6V243H7ZM16 242H17V241H16ZM122 242H123V241H122ZM130 242H131V240H130ZM133 242H134V241H132V243H133ZM147 242H148V240H147ZM17 243H18V242H17ZM17 243H16V244H17ZM25 243H26V242H24V243H22V244L25 245ZM34 244H36V242H35ZM34 244H33V245H34ZM53 244H55V243H53ZM53 244H52V245H53ZM125 244H127V243H125ZM136 244H137V243H136ZM136 244L134 243V244H132V246H134V245H136ZM7 245H9V244H6V246H7ZM33 245H32V246H33ZM52 245H51V246H52ZM12 246H11V247H12ZM32 246H31V247H32ZM34 246H35V245H34ZM121 246H122V245H121ZM132 246H131V247H132ZM8 247H9V246H8ZM52 247H53V246H52ZM134 247H135L136 249H138L137 246H134ZM2 248H3V250H5L4 247H2ZM2 248H1V249H2ZM32 248H34V247H32ZM64 248H65V249H64ZM64 248L62 249V250H64V251H63V254H62L63 257H65L64 254H65L66 252H68L69 255H71V256L73 255V253L70 252V251L72 250L70 246H67V245H66V246H64ZM132 248H133V247H132ZM148 248H149V247H148ZM1 249H0V250H1ZM54 249H55V248H54ZM149 249H150V250H149V252H150V251H151V248H149ZM179 250H181V249H179ZM2 252H3V251H2ZM2 252H1V255H2ZM73 252H74V251H73ZM195 252H196V251H195ZM98 253H100V252L98 251ZM11 254H12V253H11ZM60 254H61V253H60ZM66 254H67V253H66ZM75 254H76V253H75ZM75 254L73 255L74 257L76 256ZM100 254H101V253H100ZM189 254H190V255H189ZM1 255H0V257L3 256V255H2V256H1ZM13 255H15L14 257H16V256L18 257V255L15 254V253H13ZM180 255H181V254H180ZM191 255H193V254H191V252L187 253V256L189 257V259H191V258H190ZM43 256H45V255L42 254V257L40 256V258H42V261H43V259H44ZM60 256H61V255H59V257L57 258L58 260H59ZM73 256H72V258H73ZM100 256L106 258V261H107V257H108L107 254L105 255L106 257L103 255V253H102V255H100ZM193 256H195V254H194ZM14 257H13V259H15ZM20 257H21V256H20ZM54 257H55V256H54ZM66 257H67V256H66ZM191 257H192V256H191ZM21 258H22V257H21ZM192 258H193V257H192ZM11 259H12V258H11ZM19 259H20V258H19ZM73 259H74V258H73ZM16 260H18V258H16ZM16 260H15V264H17V263L19 264V261L17 262ZM61 260L64 261L65 258H62V257H61ZM151 260H152V261H150V260L145 261L144 264H150V262H152V264H156V262H157V263H158V262L160 263V260H157V259H154V258L151 259ZM154 260L156 261L155 263H153ZM191 260H192V259H191ZM225 260H226L225 262H227V264H229L230 261L232 262L231 264H234V262H235V260L233 261V260H230V259H228V258H226ZM40 261H41V259H40ZM42 261H41V262H42ZM65 261H66V260H65ZM228 261H229V262H228ZM16 262H17V263H16ZM37 263H38V262H37ZM42 263H43V262H42ZM42 263H40V264H42ZM62 263H63V262H62ZM38 264H39V263H38ZM260 264H261V262H260Z\"/></svg>","mask_w":264,"mask_h":264}]
</instances>
